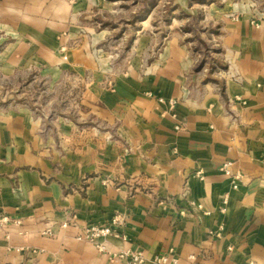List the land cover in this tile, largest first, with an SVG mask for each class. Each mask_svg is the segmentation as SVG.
<instances>
[{"label": "crops", "instance_id": "obj_1", "mask_svg": "<svg viewBox=\"0 0 264 264\" xmlns=\"http://www.w3.org/2000/svg\"><path fill=\"white\" fill-rule=\"evenodd\" d=\"M119 1L0 0V74L58 80L72 70L85 83L77 119L0 110V213L20 221L0 226V264L123 263L76 239L75 229H59L67 212L79 225L123 215L117 230L126 240L110 237V252L264 264V26L252 20L254 0L211 2L215 28L193 39L170 23L175 12L190 16L189 0L166 1L171 28L160 48L161 34L144 27L154 22L152 4L135 20L131 64L111 76L93 53L108 34L98 25ZM206 49L216 56L210 62ZM159 97L177 100L176 118Z\"/></svg>", "mask_w": 264, "mask_h": 264}, {"label": "rangeland", "instance_id": "obj_2", "mask_svg": "<svg viewBox=\"0 0 264 264\" xmlns=\"http://www.w3.org/2000/svg\"><path fill=\"white\" fill-rule=\"evenodd\" d=\"M166 1L168 0H120V4L116 5L115 12L111 16H106L104 21H101V24L98 25L100 27L98 30H106L108 34L99 43L95 44L94 62L97 65L100 60L101 63L106 62L111 76L124 71L131 64L135 52L132 47L134 46L132 41L134 32L136 25H138V21L135 20L143 15L145 17L149 12L148 8L152 9V4L158 3L154 10V22L143 25L145 29H151L161 34L160 43L157 44L160 48L170 31V23H174V27H178L184 32L189 31L192 39L199 35V31L205 32L208 36L215 28L208 20V17L216 9L214 5L210 8L209 4L214 2L220 8L224 3V0H189L191 4V7L188 8L191 12L190 16L181 11L175 12L174 19L171 18L170 21L172 22L169 23L166 15ZM226 2L229 5L235 3L238 5L237 7H240L239 4H241L242 0H226ZM250 9L252 10L254 24L264 26V0H254ZM87 22L79 24L76 30L78 32L77 37L87 34L86 28L91 26V23ZM93 24L97 26L96 23ZM199 45L197 43V46ZM204 54L208 57L209 62L212 57H216L210 53V49H206ZM63 59H66L64 55ZM226 70L218 68L216 72L221 73L223 77H228L223 73ZM79 77L78 73L72 70L63 71L57 78L58 80L52 78L50 74H43L41 71L12 76L0 74V110L23 108L29 110L40 119L46 120V117H48L47 120L50 121L58 118L66 121L77 119L79 111L85 108V105H83L85 83L81 80L79 81ZM92 77L94 75L91 72H87L84 75V80H92ZM105 84L108 88H113V83H109L108 80H106ZM164 104L167 105V103ZM173 108H168L170 115L174 113L172 111ZM94 125L97 127L103 126L97 120H94ZM127 147L126 151L129 152V146ZM106 184L109 185L108 183Z\"/></svg>", "mask_w": 264, "mask_h": 264}, {"label": "built area", "instance_id": "obj_3", "mask_svg": "<svg viewBox=\"0 0 264 264\" xmlns=\"http://www.w3.org/2000/svg\"><path fill=\"white\" fill-rule=\"evenodd\" d=\"M223 72V71H222ZM228 77L232 78L235 81H240L241 78L238 74L226 70L223 72ZM159 102L167 103L168 108L171 109L175 106L177 100L174 98L163 99L161 97L158 98ZM172 117L176 118L175 113H171ZM181 123H177L175 125V129H181ZM262 160L264 161V153L262 154ZM229 162H225L222 165V170L228 173L229 171ZM238 177V176H235ZM104 183L113 184L112 181L104 180ZM223 203L225 202L223 198ZM124 222V216L120 214H116L108 224H93V223H85L79 225L76 220V215L70 212H67V216L61 220L58 224L59 229L73 228L77 231L75 238L78 240L88 241L94 244L97 252L106 255L110 260H122V264H178V258L174 255V253L170 251H166L160 254H156L151 257H147L141 251H135L130 249H120L117 252H110L107 249L106 241L110 237H115L122 241L126 240V237L123 233H120L117 230V227L122 225ZM20 221L18 219H12L11 217L0 213V226H7L10 224H19ZM47 234L52 235L53 232L51 230L45 231ZM240 264V263H239ZM242 264H257L253 260H249L246 263Z\"/></svg>", "mask_w": 264, "mask_h": 264}]
</instances>
